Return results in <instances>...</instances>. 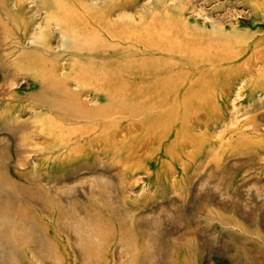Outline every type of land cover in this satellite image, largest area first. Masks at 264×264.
<instances>
[{"label":"rangeland","instance_id":"obj_1","mask_svg":"<svg viewBox=\"0 0 264 264\" xmlns=\"http://www.w3.org/2000/svg\"><path fill=\"white\" fill-rule=\"evenodd\" d=\"M0 264H264V0H0Z\"/></svg>","mask_w":264,"mask_h":264},{"label":"bare ground","instance_id":"obj_2","mask_svg":"<svg viewBox=\"0 0 264 264\" xmlns=\"http://www.w3.org/2000/svg\"><path fill=\"white\" fill-rule=\"evenodd\" d=\"M72 54L73 53H71L70 55H72ZM73 55L76 56V57H78V58H81L82 57L79 52H75ZM107 56L108 55H97V56H95V58L94 57H92V58L89 57V58L94 61V60H100L101 57H107ZM56 58H54V60H56ZM205 60H208V58L205 59ZM209 60H210V58H209ZM156 75H158V73H156V72H153L152 74H142V73L137 74V73H134V76H138V77H140L142 79L150 80V81L153 80V78L156 77ZM101 77H102V74L101 75L100 74L93 75V78H97L98 79V78H101ZM52 79H53L52 78V75H50L49 80H52ZM122 80H123V78H122ZM68 81H69V79L60 80L58 82V85H59V88L61 89L63 95L64 96L67 95V96H69L72 99L70 101V104H72L73 107H75V106L77 107L76 110H75V108L73 109V115H74V116L72 115V122L73 123H75V124L76 123H79V122L93 123V124H96L97 123V128L101 127V133L102 134H105L108 127H107V125H103V123H106V121H109V122L110 121H114L115 123H119L120 121H122L121 112H118V110H117L118 107L115 108L116 104H115V106H112V108H110V109H104V108L99 109V112H97L95 115H93V114L96 111L95 112L94 111H88V112L87 111H84V112H81L82 111L81 107L82 106L84 107V104L81 103V98H82L83 94L72 93V92L69 91V89H65L64 90V88H62V87H64L65 84L68 83ZM47 83H48V81L44 82L41 85V87H44ZM141 103H140V105L138 104L135 108L132 109L131 114H132V118L134 117L133 119L140 118L138 116L135 117V115H134L135 111L140 114V115L137 114L139 116H141V113H143V112L145 113L146 112L145 111L146 108ZM85 137H82V138L85 139ZM74 140H77L76 142H79L78 143L79 144V147H80V149L83 152V149L86 148V144L87 143L85 144V146H82L81 143H83V140L82 139H79V138H75V139H72L70 141L69 146H73V144L75 145V143H74L75 141ZM84 141L86 142L87 140H84ZM71 149L72 150H75L76 148H74V146H73ZM123 160H124V162H122V163H125V162H128L130 160V158H129V156H127Z\"/></svg>","mask_w":264,"mask_h":264}]
</instances>
